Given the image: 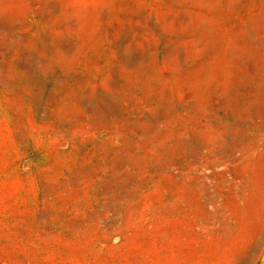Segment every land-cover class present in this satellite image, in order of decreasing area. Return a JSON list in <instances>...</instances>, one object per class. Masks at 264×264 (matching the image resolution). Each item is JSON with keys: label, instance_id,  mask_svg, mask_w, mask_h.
Listing matches in <instances>:
<instances>
[{"label": "rangeland", "instance_id": "obj_1", "mask_svg": "<svg viewBox=\"0 0 264 264\" xmlns=\"http://www.w3.org/2000/svg\"><path fill=\"white\" fill-rule=\"evenodd\" d=\"M0 264H264V0H0Z\"/></svg>", "mask_w": 264, "mask_h": 264}]
</instances>
